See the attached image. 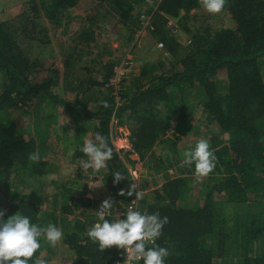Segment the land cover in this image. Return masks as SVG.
<instances>
[{
    "label": "trees",
    "instance_id": "16d2710c",
    "mask_svg": "<svg viewBox=\"0 0 264 264\" xmlns=\"http://www.w3.org/2000/svg\"><path fill=\"white\" fill-rule=\"evenodd\" d=\"M96 1L106 0H40V4L54 23L61 19L60 14L69 10L86 13L88 22L93 18ZM109 1L125 22L138 23L141 15H150V34L171 55L169 65L162 67L160 76L143 70L139 78L146 79V83L139 86L135 80L133 88L130 86L133 84H127L124 79L113 82L116 74L113 64L96 61L105 70L100 79L90 75L87 68L85 74H80L81 71L73 69L67 61L65 75L54 70L55 76L46 77L45 83H34L31 78L44 71V62L32 59L20 43L31 20L25 17L26 25L20 27L10 21H0V70L6 77L0 89V180L20 175L28 179L27 187L32 188L30 194L9 202L10 210L2 208L3 219L20 211L33 223L51 222L58 227L62 224V243L72 253L75 264H115L124 259L122 250L115 246L100 253L88 240L86 229L95 221L93 214L84 210V214H80L83 219L74 223L69 218V214L84 207L92 210L89 200H85L89 203L85 204L74 192L64 188L63 206L57 213L58 182H52L53 198L50 201L45 198L46 203L40 190L32 187L42 183V177L51 171L46 170L48 162L42 158L38 162L28 159L38 146L33 139L22 137L19 124L9 116L10 110L18 106L17 102L32 97L45 98L52 110L60 106L75 115L77 121L95 122L94 136L99 133L108 139L113 157L106 161L107 169L101 173L105 174L103 178L110 195L120 202H130L135 197L119 195V188L131 184L127 165L131 168L145 162L151 165L149 162L153 159V171L146 166L149 171H155V175L163 168L167 171L161 188L152 191L149 201L145 197L140 201L142 213L158 212L161 217H168V223L155 241L169 250L165 264H264V0H225L222 11L227 20L220 29L214 31L206 23L196 29L179 27L191 37L187 45L175 40L168 24L171 20L178 22L179 17L184 22L200 17L193 13L201 8L199 0H162L155 9L149 10L143 0ZM33 4L32 10L37 13L39 5ZM134 10L137 16L132 18ZM35 29L33 26L32 31ZM86 30L80 32L85 43L78 44L88 46L86 42L95 41V32ZM93 45L90 51L99 44ZM47 59H53L52 55L48 54ZM39 65L43 69H37ZM54 78L74 96L73 101L54 94L50 84L55 83ZM178 85H189L196 90V98L208 122L219 127V132L209 139L216 166L200 185L194 204L186 202L193 169L181 166L178 139L167 136L171 128L161 115V109L175 99ZM94 90L101 92L98 97H103L107 107L92 101L90 96ZM113 121H118L119 125L126 123L130 130L132 152L125 153L126 166L112 143ZM184 123L187 122L183 121L178 127L184 128ZM158 145L165 147L166 159L160 154L154 157ZM114 171H120L125 178L114 183L111 175ZM70 203L75 206L71 207ZM223 205L236 210L230 216L232 225L228 228L226 225L220 228L219 211ZM244 205L247 209L243 214ZM44 207L52 210L42 218ZM225 219L229 223L228 218ZM223 252H227V257H221ZM41 254V258L52 261L55 252L41 241L34 256Z\"/></svg>",
    "mask_w": 264,
    "mask_h": 264
},
{
    "label": "rangeland",
    "instance_id": "374dc122",
    "mask_svg": "<svg viewBox=\"0 0 264 264\" xmlns=\"http://www.w3.org/2000/svg\"><path fill=\"white\" fill-rule=\"evenodd\" d=\"M33 3L39 5L37 13L32 10ZM40 3V0H0V21H10L16 27H20V25L25 24V17L27 20H31L27 33H25L26 35L20 38V43L22 49L32 59H39L44 62V71L37 73L38 76L31 78L34 83H45L46 77L55 76L54 70L65 75L64 64L67 61L73 69L81 71L80 74H85V69L87 68V71H90V75L101 79L105 75V70L97 65L96 61H99L114 65L116 74L113 82L124 79L127 84H133L132 82L136 80V85L140 86L141 83H146V79L139 78L143 70H148L150 73L160 76L163 72L162 67L167 66L168 62L171 61V55L160 45L158 46L157 40L149 32L150 29H145V22L140 21V19L138 23L123 21L109 0L103 1V3L96 1V9L92 12L93 18L91 17L88 22L87 18H85L87 16L86 13L69 10L63 13L64 15L60 14L61 19L54 23L48 18V14L42 9ZM136 10L138 11V9ZM195 11L193 13L199 14L200 17L192 18L188 22H184L182 17H179L178 22L171 20L168 24V28L174 31L172 33L175 40L183 45H187L191 37L181 28L196 29L206 23V26L211 27L215 31V29H220L223 22L227 20L223 11L211 14L202 7ZM136 14L134 10L131 17H136ZM35 15H37V18H35ZM202 17H204V20ZM32 21L34 22L33 26H36L34 32L32 31ZM18 29L21 30L20 28ZM85 29H87L86 31L90 29L97 36L95 41L86 42L88 46L78 44V42L85 43L82 41L85 39L83 38V33L80 35V32ZM17 34L21 33L17 31ZM93 44L99 45L93 51H90L92 50L90 45ZM48 54L52 55L53 59H47ZM93 67L94 70L92 71ZM40 68H42L41 65L37 66V69ZM48 70H53V72ZM5 79V74L0 70V89ZM54 80L55 83H50L54 94L60 98H67V100L73 101L75 99L74 96L68 93L65 86L63 87L61 83L57 84L55 78ZM130 86L134 88L135 84ZM131 90L133 89L131 88ZM195 91L192 86L178 85L175 99L171 100V102L168 101L167 106L161 109L163 110L161 115L171 128L167 136L178 139L177 150L180 154L186 147L194 146L198 140L208 139L209 141L213 135L219 132V127L216 123L211 124L208 122L202 107L199 106ZM98 95H102L98 90L91 92L90 97L93 102L103 101V97H98ZM93 102L92 107L94 106ZM17 105V107L10 110L9 117L19 124L18 129L25 140L33 139L36 142L38 146L36 151L39 152L40 158L48 162L46 170L51 171L49 175L42 177V183H34L36 186L32 185L33 189L40 190L44 203H46L45 198L48 201L53 198L54 186L51 185L54 180L58 182V186L55 187L58 190L57 197L60 201L57 213L63 206L61 194L64 188L70 189L71 192H74L77 197L84 201H90V204L86 203V201L84 203L89 204L92 210H87L84 207L74 214H69L72 223L83 219L80 214H84V210L87 213L89 212V215L93 214L95 216V209L98 208L100 202L105 198L111 197L113 199L115 203L114 212L128 203L120 202V200L110 195L109 187L103 178L105 174L101 173L98 176L89 178L88 175H85L80 170V163L86 161L87 157L79 151V147L83 144L85 138H93L94 129L97 125L95 122H83L80 119L77 121L75 115H71L60 106H56L52 110V105L45 98L32 97L25 99L23 102H17ZM92 107L90 106V108ZM0 113L2 112L0 111ZM183 121L187 123H184V128L181 129L178 126ZM111 130L113 131L112 143L120 151L121 159L126 166L127 163L124 162L125 153L132 152V146L130 151L127 149V143L130 144V130H128L126 123L119 125L118 121L111 122ZM69 151H71V155H69ZM155 152L156 155L154 157L158 158L157 155L163 156L166 153V149L158 145L155 148ZM163 158L166 159V156H163ZM153 161L152 159L149 162L152 163L151 165L145 162L144 165L139 164V166H136L137 168H131V166L127 165L129 172L136 173V181L131 180V183H137L139 190L142 191V197L145 196L148 201L152 191L161 188L167 173L161 167V172L155 175V171L152 172L153 169L151 168L154 164ZM146 166L150 167L152 171H149ZM168 174L170 175L171 172L168 171ZM207 177L208 175L190 178V190L186 196L188 204L195 203V197L198 195L200 185L205 182ZM106 179L108 178L106 177ZM26 180L28 179L20 177V175H13L7 180H0V210L2 212H4L2 208L10 210L8 208L9 202L16 200L20 195L30 194L32 188L27 187ZM128 188L121 187L118 191L124 190L127 192ZM141 200H138L140 206L142 205ZM70 205L71 207L75 206L71 203ZM73 209L75 208L73 207ZM246 209V205L241 207L243 214ZM51 210L50 207L42 208L40 216L43 218V214L50 213ZM234 212L236 210L231 206H221L219 211L220 228H224L225 225L228 228L229 225H232V220L229 219ZM225 218H228L229 223L226 222ZM59 227L61 230L64 228L62 224ZM54 252L55 255L51 264H75L72 253L67 250L62 240L54 249ZM221 257H227V252H223Z\"/></svg>",
    "mask_w": 264,
    "mask_h": 264
},
{
    "label": "clouds",
    "instance_id": "9594fccd",
    "mask_svg": "<svg viewBox=\"0 0 264 264\" xmlns=\"http://www.w3.org/2000/svg\"><path fill=\"white\" fill-rule=\"evenodd\" d=\"M201 7L208 13L217 14L224 8L225 0H199ZM105 107L107 103L101 101ZM87 160L80 163V170L89 178L101 174L107 169L106 161L113 157V147L108 139L99 133L93 138H85L79 147ZM69 151V155H71ZM181 166H190L193 175L197 178L207 176L216 166V156L210 148L208 139L198 140L194 146H189L181 153ZM32 162L40 160V154L33 151L28 155ZM113 182L118 183L124 179L120 171L112 174ZM132 181H136V173L129 172ZM18 192V191H17ZM119 195L135 198L132 201L142 199V192L137 183H131L128 191L121 190ZM115 203L111 197L102 200L95 209V221L86 229L89 241L96 245L97 251L103 253L106 249L115 246L122 250L124 257L118 264H165L169 256V250L160 246L155 241L160 237L164 225L168 223V217H161L158 212L151 214L141 213L131 204L123 213L114 212ZM4 213L0 212V264H51L50 260L34 256L41 247V241L55 249L63 238V232L57 225L49 222L37 224L31 222L28 215L20 211L3 219Z\"/></svg>",
    "mask_w": 264,
    "mask_h": 264
},
{
    "label": "built area",
    "instance_id": "2783aa9c",
    "mask_svg": "<svg viewBox=\"0 0 264 264\" xmlns=\"http://www.w3.org/2000/svg\"><path fill=\"white\" fill-rule=\"evenodd\" d=\"M161 1L162 0H143L142 3L144 6H146L149 9L150 8L155 9ZM139 19H140V21L145 22V29L146 28L150 29V27H151L150 26V15L143 14V15H141V17ZM130 203L134 204L136 206V209L141 212V206H140L138 201H130L126 205L121 206L119 208V212L122 214L123 211L126 210V208L130 205ZM115 264H118V263H115Z\"/></svg>",
    "mask_w": 264,
    "mask_h": 264
},
{
    "label": "crops",
    "instance_id": "0c3cea01",
    "mask_svg": "<svg viewBox=\"0 0 264 264\" xmlns=\"http://www.w3.org/2000/svg\"><path fill=\"white\" fill-rule=\"evenodd\" d=\"M158 46H159V45H158ZM127 149H128L129 151L131 150V145L128 144V143H127ZM136 168H137V167H136ZM137 186H138V185H137ZM138 189H139V188H138ZM141 192H142V191H141ZM143 197H145V196H143ZM143 197H142V198H143ZM118 209H119V208H118Z\"/></svg>",
    "mask_w": 264,
    "mask_h": 264
}]
</instances>
